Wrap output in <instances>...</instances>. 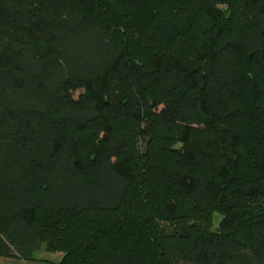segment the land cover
<instances>
[{"label": "trees", "instance_id": "1", "mask_svg": "<svg viewBox=\"0 0 264 264\" xmlns=\"http://www.w3.org/2000/svg\"><path fill=\"white\" fill-rule=\"evenodd\" d=\"M44 249L264 264V0H0V256Z\"/></svg>", "mask_w": 264, "mask_h": 264}, {"label": "rangeland", "instance_id": "2", "mask_svg": "<svg viewBox=\"0 0 264 264\" xmlns=\"http://www.w3.org/2000/svg\"><path fill=\"white\" fill-rule=\"evenodd\" d=\"M220 220L221 216L215 214L213 216L211 227L216 228L219 225ZM62 257L63 254L61 252L52 253L44 249L37 254V258L35 260H22L18 258L14 259L17 261L15 264H51V262L60 261Z\"/></svg>", "mask_w": 264, "mask_h": 264}, {"label": "crops", "instance_id": "3", "mask_svg": "<svg viewBox=\"0 0 264 264\" xmlns=\"http://www.w3.org/2000/svg\"><path fill=\"white\" fill-rule=\"evenodd\" d=\"M16 259L0 256V264H15Z\"/></svg>", "mask_w": 264, "mask_h": 264}]
</instances>
